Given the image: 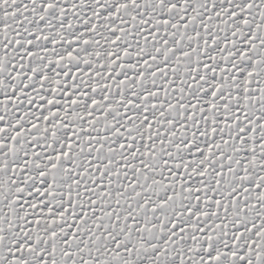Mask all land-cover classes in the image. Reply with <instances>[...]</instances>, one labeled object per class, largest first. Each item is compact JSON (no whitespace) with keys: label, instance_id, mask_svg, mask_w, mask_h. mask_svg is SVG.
I'll use <instances>...</instances> for the list:
<instances>
[{"label":"snow or ice","instance_id":"6c2138e0","mask_svg":"<svg viewBox=\"0 0 264 264\" xmlns=\"http://www.w3.org/2000/svg\"><path fill=\"white\" fill-rule=\"evenodd\" d=\"M0 264H264V0H0Z\"/></svg>","mask_w":264,"mask_h":264}]
</instances>
